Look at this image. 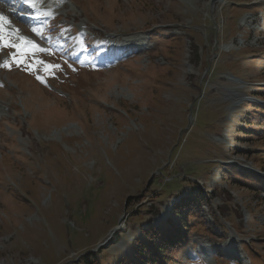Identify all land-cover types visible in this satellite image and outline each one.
Wrapping results in <instances>:
<instances>
[{"label": "rangeland", "instance_id": "rangeland-1", "mask_svg": "<svg viewBox=\"0 0 264 264\" xmlns=\"http://www.w3.org/2000/svg\"><path fill=\"white\" fill-rule=\"evenodd\" d=\"M41 7L57 14L50 40L30 31L41 23L16 19L39 47L56 49L36 58L61 69L46 85L0 70V264H84L86 254L114 264L131 259L160 218V232L164 219L185 229L181 215L199 241L165 251L164 264H264V186L228 168L264 182V49L223 51L237 31L247 35L241 16L264 0ZM82 27L95 48L85 41L73 60ZM127 41L104 65L102 50ZM196 189L205 199L198 217L176 208Z\"/></svg>", "mask_w": 264, "mask_h": 264}, {"label": "snow or ice", "instance_id": "snow-or-ice-1", "mask_svg": "<svg viewBox=\"0 0 264 264\" xmlns=\"http://www.w3.org/2000/svg\"><path fill=\"white\" fill-rule=\"evenodd\" d=\"M18 2L21 5L20 9L9 8L7 11L21 18L28 17L34 20L51 16L50 12L41 11V0H18ZM30 31L41 40L46 39L39 28L31 27ZM3 50L8 51V59L0 62V70L12 71L15 68L25 71L33 75L42 85L47 84V79L55 78V73L61 69L60 65L36 58L37 54L53 55L56 49L39 47L32 40L23 37L20 29L14 26L9 16L0 11V51ZM41 71L43 75L40 74ZM0 87L3 85L0 84Z\"/></svg>", "mask_w": 264, "mask_h": 264}, {"label": "trees", "instance_id": "trees-1", "mask_svg": "<svg viewBox=\"0 0 264 264\" xmlns=\"http://www.w3.org/2000/svg\"><path fill=\"white\" fill-rule=\"evenodd\" d=\"M157 34V32H156ZM231 174L235 176H248L253 177L250 174H246L245 172L241 171L235 166H230ZM205 201L202 193L196 189L193 190L190 194L189 198L184 199L177 205L178 210H182L183 207H193L194 208V215L198 217L200 212L199 207L201 203ZM176 210V209H175ZM176 216L179 215L176 213ZM183 220L185 229H181L177 224L173 221L169 223L167 229L163 230L162 232L156 231H149L146 233L145 240L147 243L143 244L139 241L135 243V247L133 248V255L131 259L126 257H121L117 260L114 264H164L167 260V256L164 255L166 252H173L177 250L181 245L186 244L189 240H191V233L186 229L189 226V223L186 221L183 215H181ZM211 233H209L210 235ZM156 239L159 240V245H156ZM101 253V252H98ZM158 253L162 254L159 255ZM94 256V254H86L83 256L84 264H94L90 263V257ZM163 258V259H161Z\"/></svg>", "mask_w": 264, "mask_h": 264}, {"label": "bare ground", "instance_id": "bare-ground-1", "mask_svg": "<svg viewBox=\"0 0 264 264\" xmlns=\"http://www.w3.org/2000/svg\"><path fill=\"white\" fill-rule=\"evenodd\" d=\"M121 225H122V226H121V227H119V228L117 227V229H121V228L123 227V224L121 223Z\"/></svg>", "mask_w": 264, "mask_h": 264}]
</instances>
